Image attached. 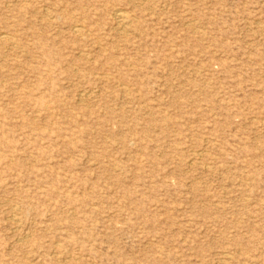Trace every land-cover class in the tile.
Masks as SVG:
<instances>
[{
	"label": "rangeland",
	"instance_id": "374dc122",
	"mask_svg": "<svg viewBox=\"0 0 264 264\" xmlns=\"http://www.w3.org/2000/svg\"><path fill=\"white\" fill-rule=\"evenodd\" d=\"M0 264H264V0H0Z\"/></svg>",
	"mask_w": 264,
	"mask_h": 264
},
{
	"label": "bare ground",
	"instance_id": "6f19581e",
	"mask_svg": "<svg viewBox=\"0 0 264 264\" xmlns=\"http://www.w3.org/2000/svg\"><path fill=\"white\" fill-rule=\"evenodd\" d=\"M17 1V0H16ZM115 17L121 21V23L126 26L128 24L129 18L125 13H122L121 11L116 13ZM118 20V21H119ZM123 27V26H122ZM4 38V37H2ZM11 161V160H10ZM227 254V253H226Z\"/></svg>",
	"mask_w": 264,
	"mask_h": 264
}]
</instances>
